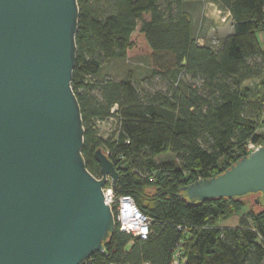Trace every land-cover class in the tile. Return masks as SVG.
Listing matches in <instances>:
<instances>
[{"label":"trees","instance_id":"trees-1","mask_svg":"<svg viewBox=\"0 0 264 264\" xmlns=\"http://www.w3.org/2000/svg\"><path fill=\"white\" fill-rule=\"evenodd\" d=\"M203 1L232 22L217 47L196 37L188 6ZM77 3L71 85L84 127L86 168L101 176L94 152L102 148L119 173L115 199L131 196L150 218L146 238L120 231L116 222L104 250L81 264H170L178 248L183 264H264V209L249 203L236 225L222 226L221 220L245 208L244 199L212 198L193 206L180 196V187L215 176L246 155L248 142L264 144V47L256 35L264 29V0ZM141 55L151 76L166 81L164 91H150L131 76L97 77L106 61ZM249 80L257 83L249 87ZM113 117V131L100 135L96 122ZM165 152L175 154L178 164L157 162Z\"/></svg>","mask_w":264,"mask_h":264},{"label":"water","instance_id":"water-1","mask_svg":"<svg viewBox=\"0 0 264 264\" xmlns=\"http://www.w3.org/2000/svg\"><path fill=\"white\" fill-rule=\"evenodd\" d=\"M78 15L77 0H0V264H81L116 226L103 188L118 170L97 148L95 177L82 156ZM180 191L193 206L249 198L264 209V144Z\"/></svg>","mask_w":264,"mask_h":264},{"label":"rangeland","instance_id":"rangeland-1","mask_svg":"<svg viewBox=\"0 0 264 264\" xmlns=\"http://www.w3.org/2000/svg\"><path fill=\"white\" fill-rule=\"evenodd\" d=\"M188 10L191 13L192 19L195 24L196 37L200 43H207L214 47H217L224 36L231 31V19L228 13H225L217 8V6L211 1H203L201 3H191L188 6ZM263 41V33L258 30L256 35ZM263 47H264V42ZM131 78L137 83L142 84L150 91L166 89V81L152 77L150 73L149 61L147 56H134L127 57L126 59H110L104 63L101 67L98 78H111L114 80ZM254 82L252 80L247 81L245 84L249 87H253ZM116 119L113 117L109 121H97L96 127L99 130V134L102 136L109 135L110 131H113ZM264 129L263 125L260 126V130ZM156 161L159 163L170 161L174 165L178 164V160L175 154L165 152L157 155ZM107 183H111L110 179ZM149 192H153V188H148ZM250 199H244L245 208L238 213L228 216L220 221V225L234 226L237 224L239 215L243 213L249 207Z\"/></svg>","mask_w":264,"mask_h":264},{"label":"built area","instance_id":"built-area-1","mask_svg":"<svg viewBox=\"0 0 264 264\" xmlns=\"http://www.w3.org/2000/svg\"><path fill=\"white\" fill-rule=\"evenodd\" d=\"M261 131L264 132V129H262ZM259 146H261V144L248 142L245 149L246 152L249 153L250 151L257 149ZM103 190L105 194V200L111 206V208H112V204H114L115 201L117 202L116 215H114V217H115V223L117 222L119 230L125 231L127 233H131L133 236L146 238V236L148 235L150 218L145 214H143L138 209L132 197L128 195H122L119 196L117 199H115L111 185H109L108 187H104ZM127 205L132 206L133 211L135 213V217L137 218V223L135 226H132L131 224L128 223V219H130V216L128 215V211L126 208ZM131 220H132V216H131ZM183 262H184L183 252L180 248H178V250L174 253V256L170 264H183Z\"/></svg>","mask_w":264,"mask_h":264},{"label":"bare ground","instance_id":"bare-ground-1","mask_svg":"<svg viewBox=\"0 0 264 264\" xmlns=\"http://www.w3.org/2000/svg\"><path fill=\"white\" fill-rule=\"evenodd\" d=\"M127 211H128V215L130 216V219H128V223L131 224L132 226H135L137 223V218L135 217V213L133 211L132 206L127 205ZM131 216H132V220H131Z\"/></svg>","mask_w":264,"mask_h":264},{"label":"crops","instance_id":"crops-1","mask_svg":"<svg viewBox=\"0 0 264 264\" xmlns=\"http://www.w3.org/2000/svg\"><path fill=\"white\" fill-rule=\"evenodd\" d=\"M260 32L263 33V34H262V35H263V41H261V40L258 38V34H257V38H258V40H259L261 46H263V43H262V42H264V29H261ZM227 34H228V33H227Z\"/></svg>","mask_w":264,"mask_h":264}]
</instances>
